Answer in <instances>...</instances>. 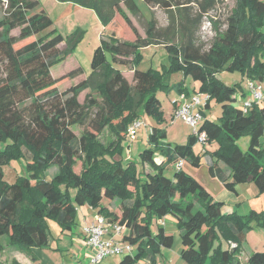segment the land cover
I'll list each match as a JSON object with an SVG mask.
<instances>
[{"label": "trees", "instance_id": "trees-1", "mask_svg": "<svg viewBox=\"0 0 264 264\" xmlns=\"http://www.w3.org/2000/svg\"><path fill=\"white\" fill-rule=\"evenodd\" d=\"M2 1L6 4L0 19V142L5 143L0 150V239L4 244L25 253L32 248L46 249L50 236L46 220L56 222L63 232H71L77 206L86 204L123 227V241L133 251L119 264H157L161 250L173 245V236L157 223L167 214L176 220L183 264H239L237 256L245 241L247 222L254 218L263 222L264 211L251 212L246 220L222 215V204L181 168H176L171 178L163 174L164 166L172 163L200 166V157L193 151L196 136L192 134L185 145H170L162 142L164 130L152 129L147 137L152 148L139 154L141 165L149 166L147 173L114 159L124 152L122 136L108 150L101 149L97 140L107 127L124 135L138 118L137 105L142 114L160 120V102L154 93L167 75L138 70L136 53L152 45L163 46L169 55V72L199 83L193 94L209 96L205 109L211 100L220 105L217 121L208 120L204 108L200 110L203 121L198 133H205L208 144L216 141L220 145L210 155L209 175L229 191L235 192L238 184L251 183L258 193H264V97L247 109L235 106L237 95L249 97L242 91L244 79L264 82V0H241L244 18L250 20L252 13L258 16V27L243 29L231 18L218 46L208 50L199 44L197 33L203 16L212 8L211 0H141L149 8L177 13L168 16V25L163 28H158L152 17L145 20L143 37L121 7L139 18L142 13L136 0H56L93 11L102 27L89 75L63 92L58 86L84 76L83 69L78 66L58 77L52 76L51 69L72 54L82 32L76 30L63 37L37 0ZM117 16L132 33V41L109 34ZM16 29L18 35H11ZM127 64L132 66V85L113 67ZM221 72L238 73L242 81L226 85L217 77ZM172 88L178 96L191 97L183 83ZM86 90L89 94L80 104L77 98ZM85 124L89 130L77 137L71 127ZM242 138L248 139L245 150L237 144ZM156 153L164 158L161 165L155 164ZM17 158L24 160L26 174L9 184L2 167ZM51 168L56 172L48 181L46 174ZM68 188L75 189L73 200ZM114 200L121 204L120 210L102 206L103 201ZM154 221L156 231L152 230ZM218 232L227 249L222 248ZM216 240L219 246L210 257ZM230 243L235 247L230 248ZM4 246L0 243V253ZM247 264H264V253H251Z\"/></svg>", "mask_w": 264, "mask_h": 264}, {"label": "rangeland", "instance_id": "rangeland-1", "mask_svg": "<svg viewBox=\"0 0 264 264\" xmlns=\"http://www.w3.org/2000/svg\"><path fill=\"white\" fill-rule=\"evenodd\" d=\"M39 7L46 13V15L52 20L53 25L55 24L58 28V32L65 38L70 37L76 30L82 32L81 36L77 39L76 44L74 45L72 54L66 58V60L54 66L51 69V74L53 77H58L63 73H66L76 67H81L84 71V76L76 77L75 79L61 84L58 86L57 90L59 92L65 91L71 85L77 84L87 75H89L91 68L90 63L92 59L93 52L95 48L99 45L100 42V28L101 24L94 14L93 11L87 12L82 9L73 8L74 6L71 3H59L56 0H37ZM140 9L142 16L139 18H134L131 16L128 11L121 5L123 11L128 15L133 25L138 30L139 34L143 37V29L145 20H149L151 17L156 21L158 28H163L168 25V16L177 15L175 10L167 13L166 11L161 10L158 7H147L141 0H136ZM210 1V0H206ZM212 8L203 16L201 20V25L197 33L198 42L203 47L204 50H208L211 46H218V39L221 35H225L228 24L232 19H237L240 23V26L243 29H246L248 26L258 27L261 23V20L258 16L251 14L250 20H246L242 14L241 0H211ZM71 4V5H69ZM6 4L4 1L0 0V19L4 16V11ZM194 8L193 11H195ZM37 10V9H36ZM169 12V11H168ZM89 13V14H88ZM91 13V14H90ZM94 15L95 20L91 18V15ZM78 27V28H77ZM19 29L13 30L11 35H18ZM109 34L114 35L120 40L132 41L133 35L124 24L122 19L117 16L112 25L109 28ZM138 61V70L147 71L152 70L157 76L162 77L167 75L165 78V83L160 85V88H157L155 91V96L160 102V120L146 116L142 114L141 106L137 105L138 109V118L133 120L127 127L129 128L132 123L139 120L140 127L136 129L133 140H130L124 135H118L116 129L113 127H107L104 131L98 136V144L101 149L108 150V148L113 147L116 143V139L120 136L123 138L124 152L120 156H114L115 160L121 159L123 166L127 164H132L134 168L140 172V169L143 168V172L147 173L150 171L149 166L141 165L139 154L146 149L152 148L147 141L148 135L151 133L152 129L164 130L166 133V138L162 141L164 144L170 145H185L188 141V138L192 135V128L186 123L182 122L179 119L174 118V102L177 98V93L172 86L177 83H183L186 91L189 95H193L199 88V83L192 80L191 78L184 77L181 73H170L169 72V55L166 49L163 46H149L146 48L139 49L137 51ZM109 59L108 55H106ZM129 61V60H128ZM113 67L120 71L123 74V77L128 81L129 84L132 82V66L127 64L123 65H113ZM0 76H2V66H0ZM218 79L226 85L232 84V82L242 81L241 76L238 73H228L221 72L217 75ZM251 81L244 79L242 82V91L248 93L247 86L245 83ZM254 83H260L257 80H253ZM262 85V95L264 97V82L260 83ZM89 94V91H83L77 98L80 104L83 103L85 96ZM92 97H97L94 93H90ZM248 97H242L237 95L235 106L242 107V105L247 101ZM221 109L214 100L210 101L209 108L203 109V114L211 121H217V118L220 116ZM142 114V115H141ZM141 116V117H140ZM72 132L80 137L85 130H89L88 126L78 125L71 127ZM127 131V130H126ZM247 138H242L237 143L241 150H245L247 146ZM261 143L264 149V136L261 139ZM5 146L4 142H0V150ZM220 145L218 142L214 141L210 144H206L205 147L201 145H196L193 148V151L200 157V166L195 168L192 167L187 162H182L181 170L196 181H198L205 190L213 197L217 202H220L222 205L220 207V212L222 215H236L242 220H246L251 212L262 213L264 211V193L260 194L256 191V188L251 183H242L234 187V191H229L224 188L220 181L216 178H213L208 173V168L211 165V157L218 149ZM164 161V158L160 156L159 153L155 154V164L161 165ZM212 161H215V158H212ZM223 167L221 163H218ZM55 168L49 169L47 172L46 180H50V177L55 174ZM176 170V163L168 164L164 166L163 174L167 178H171L173 172ZM76 172L79 171L78 166L75 169ZM4 180L12 184L15 182V179L19 176L26 174V164L23 159H12L11 163L5 164L2 167ZM224 172L228 171L224 169ZM141 173V172H140ZM230 179H228V182ZM64 189V187H63ZM68 194L71 200L74 199L75 189L68 188ZM102 206L109 208V211L121 209V204L117 200L108 202L103 201ZM77 215L75 220V226L71 230V235L74 236V239L82 233V228L90 224L94 212L91 211L88 205L77 206ZM118 213V212H117ZM109 219V217H107ZM156 222L152 223V230L156 231ZM165 233L172 235L175 242L171 249H162L161 254L157 256V264H183L180 258V238L178 231L176 229V220L175 217L171 214H167L162 220ZM46 226L49 230L50 236L48 241V248L43 249L47 251L52 257L54 264H79L77 256L73 255L74 258L69 253V241L64 235V232L61 230L59 225L51 219L46 220ZM245 234V241L242 247L241 253L237 256L239 264H247L248 257L253 252L264 253V221L257 219H250L247 222V229ZM124 233V232H123ZM219 234V241L222 244L223 249L228 248V244L224 237ZM218 240L214 243V249L210 251V257L214 256V251L219 246ZM0 243L4 244L5 240L0 239ZM234 244V243H232ZM4 246V247H5ZM9 248L10 246H6ZM13 248V247H12ZM5 249V248H4ZM3 249V251H4ZM83 249L82 256L85 257ZM56 250V251H55ZM0 253V258L5 259L6 254L4 252ZM22 252V251H21ZM76 251L74 250V253ZM216 257V256H215ZM214 257V261H215ZM81 260L82 258L79 257ZM121 257L111 256L105 258L101 264H119ZM9 261V260H8ZM5 263V262H4ZM84 263V262H82ZM210 263V260H208Z\"/></svg>", "mask_w": 264, "mask_h": 264}, {"label": "built area", "instance_id": "built-area-1", "mask_svg": "<svg viewBox=\"0 0 264 264\" xmlns=\"http://www.w3.org/2000/svg\"><path fill=\"white\" fill-rule=\"evenodd\" d=\"M249 97L243 104V108L247 109L254 102L262 99V85L252 81L246 84ZM209 96L206 94L195 93L189 98L183 95L178 97V105L174 110V118L179 119L192 128V134L197 137V143L204 147L207 144L204 132L198 133V129L203 121L201 109L204 108ZM139 120L132 123L127 128L126 137L133 140L137 128L140 127ZM182 167V162L176 164V168ZM124 229L117 223L111 222L107 217L96 214L93 221L82 228L83 244L87 250V264H101L108 257H123L131 254L133 247L123 241ZM235 244L230 243V248H234Z\"/></svg>", "mask_w": 264, "mask_h": 264}, {"label": "crops", "instance_id": "crops-1", "mask_svg": "<svg viewBox=\"0 0 264 264\" xmlns=\"http://www.w3.org/2000/svg\"><path fill=\"white\" fill-rule=\"evenodd\" d=\"M71 5V4H69ZM74 5V4H73ZM73 8H77L76 10L78 9H82L84 10V8H81V7H78L76 5L72 6ZM85 11L87 12H91V10H87L85 9ZM89 14V13H88ZM91 14V13H90ZM91 18L92 20L94 19L95 20V17L94 15L92 14L91 15ZM57 30L58 28L56 27V25L54 24L53 25ZM78 28V27H77ZM102 30V27L100 28ZM101 30H100V34H101ZM179 96L177 95V98ZM178 105V102H177V99L175 101ZM207 118V117H206ZM208 119V118H207ZM209 120V119H208ZM211 121V120H210ZM198 145V143L196 144ZM195 145V146H196ZM202 147V146H201ZM195 153V152H194ZM196 154V153H195ZM211 163V161H210ZM218 167L220 169H223L221 165L218 164ZM224 170V169H223ZM225 173V172H224ZM225 176L226 177H229V172L225 173ZM91 209V208H90ZM108 210H110L108 208ZM91 211L94 212V216L91 220V222L93 221L95 215L97 214L95 210H92ZM90 222V223H91ZM157 223H161V221H157ZM89 225V224H88ZM87 226V225H86ZM64 235L67 237V239L69 241H66L68 242L69 245H66V247H69V253L70 255L73 257V255H76L77 256V260L79 261L78 263L79 264H87V250L85 249L84 247V244H83V235L82 233L80 232V235H78L75 239H74V236L71 235V233L69 232H64ZM175 242L174 238H173V243ZM245 244V243H244ZM173 246V245H172ZM243 247V246H242ZM85 249V252H84V255L85 257L82 256L83 254V249ZM181 248V247H180ZM74 250L76 251L74 253ZM56 251V250H55ZM5 254H6V258L3 259V258H0V262L2 264H54V262L52 261V257L50 256V254L47 252V251H43V249H37V248H32L28 251V253H25V252H21L15 248H12V247H5L4 251H3ZM79 257H81L82 259L80 260ZM32 258L34 260H32ZM9 260V261H8ZM5 262V263H4ZM84 262V263H82Z\"/></svg>", "mask_w": 264, "mask_h": 264}]
</instances>
